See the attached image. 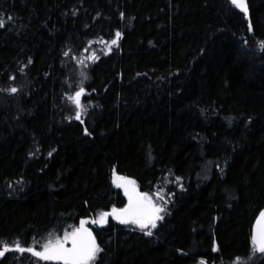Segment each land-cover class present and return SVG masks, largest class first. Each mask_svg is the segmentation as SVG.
<instances>
[{"label": "trees", "instance_id": "obj_1", "mask_svg": "<svg viewBox=\"0 0 264 264\" xmlns=\"http://www.w3.org/2000/svg\"><path fill=\"white\" fill-rule=\"evenodd\" d=\"M0 20V243L123 208L118 173L166 213L152 236L91 225L95 264H264V0H0ZM94 41L77 120L68 61Z\"/></svg>", "mask_w": 264, "mask_h": 264}, {"label": "snow or ice", "instance_id": "obj_2", "mask_svg": "<svg viewBox=\"0 0 264 264\" xmlns=\"http://www.w3.org/2000/svg\"><path fill=\"white\" fill-rule=\"evenodd\" d=\"M230 3L240 12H243L245 16L248 15L247 0H230ZM2 26L3 21L0 20V27ZM249 30H251V23H249ZM120 35L119 32L115 34L116 38L111 41L112 45L118 43ZM260 48L264 51V42H261ZM10 91L15 93L17 89L13 87ZM84 92L85 90L81 88L75 92L74 96L69 97L78 109L77 120H80L83 111L81 97ZM85 133L87 134V129H85ZM112 183L117 188L123 189L124 195L128 200L125 207H113L110 212H101L96 219L91 221L81 219L78 227H72L71 231H65L62 236L50 233V238L41 245L42 250L39 251L35 247H23L18 241L14 248L4 243L3 249L0 250V257H3L9 251H16L20 253L29 252L40 261L52 262V264H95L102 249L98 245L92 230L86 227V225L89 223L104 225L109 216L113 217L120 224L135 225L144 235L152 236L151 229L156 228L157 221L163 219L161 215L165 211L163 206L154 202L153 197L147 192H140L135 180L113 173ZM157 198L162 199L159 195ZM250 243L253 254H264V211L260 212L256 227L253 229L250 237ZM213 250L215 251L216 249L214 248Z\"/></svg>", "mask_w": 264, "mask_h": 264}, {"label": "rangeland", "instance_id": "obj_3", "mask_svg": "<svg viewBox=\"0 0 264 264\" xmlns=\"http://www.w3.org/2000/svg\"><path fill=\"white\" fill-rule=\"evenodd\" d=\"M99 49H103V45H100L99 43H98V41H94V42H92L89 46H87L82 52H80L79 54L80 55H75L74 57H71L70 58V60L68 61V65H69V69L72 71L71 72V74H70V84H69V86H70V93L69 94H67L68 95V101L67 102H69L73 107H74V109H75V114L77 115V111H78V109H77V107H76V105L74 104V102L71 100V99H69V97H72V96H74L75 95V92L76 91H79L81 88H83L84 89V82H85V78H86V71H87V69H88V66L91 64V63H93V61H94V59L96 58V56H97V54L99 53ZM108 49V47H106V50ZM72 66H75V69H73L72 68ZM77 86V87H76ZM76 87V88H75ZM71 94V95H70ZM86 94V92H84V94L82 95V97H81V106H82V109H83V111H84V107H83V97H84V95ZM83 111H82V113H83ZM82 113H81V115H82ZM133 180V179H132ZM136 185H137V183H136ZM137 188H138V190L140 191V192H142L140 189H139V186L137 185ZM120 189H122V188H120ZM150 196H152L153 197V200H154V202H156L157 204H159V205H161V206H163V208L165 209V211H166V203H167V199L164 197V196H162L160 193V191H156V192H151V193H149V192H147ZM159 195V197H162V199H158L157 198V196ZM127 203H128V200H127ZM127 203H126V205H127ZM125 205V206H126ZM112 209V208H111ZM111 209L109 210V211H107V212H110L111 211ZM163 212V213H161V215L163 216V218H164V215H165V213L166 212ZM99 213H101V212H99ZM99 213L96 215V216H94L93 218H92V220L93 219H96L97 217H98V215H99ZM110 220H114V221H116V222H118L117 220H115L113 217H111V216H109L108 218H107V222L106 223H108ZM163 221V219L162 220H160V221H157V226L161 223ZM119 223V222H118ZM120 224V223H119ZM93 227H95V228H102L104 225H106V224H104V225H95V224H91ZM122 225H124V224H122ZM79 226V225H78ZM78 226H76V227H78ZM126 226V225H125ZM156 226V227H157ZM127 227H132V228H136V229H139V228H137L135 225H127ZM155 229V228H154ZM154 229H151V231L153 232L154 231ZM53 235H59V236H62L63 234H53ZM50 237H47L41 244H40V247L39 248H41V245L44 243V242H46V240L47 239H49ZM11 247V246H10ZM14 248V247H13ZM3 249V244L2 243H0V250H2ZM42 249V248H41ZM6 254V253H5ZM1 258V257H0ZM42 262H44V261H42ZM19 264H23V263H19Z\"/></svg>", "mask_w": 264, "mask_h": 264}, {"label": "water", "instance_id": "obj_4", "mask_svg": "<svg viewBox=\"0 0 264 264\" xmlns=\"http://www.w3.org/2000/svg\"><path fill=\"white\" fill-rule=\"evenodd\" d=\"M230 1V0H229ZM247 7H248V0H247ZM116 175L120 176L118 173H115ZM123 190V189H122ZM264 211V210H263ZM89 220V219H86ZM257 222V221H256ZM256 227V223L254 224V228Z\"/></svg>", "mask_w": 264, "mask_h": 264}, {"label": "bare ground", "instance_id": "obj_5", "mask_svg": "<svg viewBox=\"0 0 264 264\" xmlns=\"http://www.w3.org/2000/svg\"><path fill=\"white\" fill-rule=\"evenodd\" d=\"M228 1H229V0H228ZM229 2H230V1H229ZM91 220H92V219H91ZM91 220L89 219V221H91ZM89 226H90L89 228L91 229V227H92V226H91V223H89ZM91 230H92V229H91Z\"/></svg>", "mask_w": 264, "mask_h": 264}]
</instances>
